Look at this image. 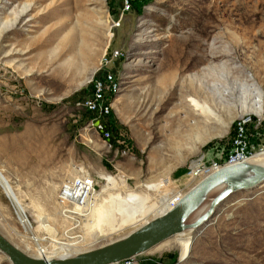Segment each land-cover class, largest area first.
Returning a JSON list of instances; mask_svg holds the SVG:
<instances>
[{
    "label": "rangeland",
    "instance_id": "rangeland-1",
    "mask_svg": "<svg viewBox=\"0 0 264 264\" xmlns=\"http://www.w3.org/2000/svg\"><path fill=\"white\" fill-rule=\"evenodd\" d=\"M105 52L122 81L110 143L86 133L75 107ZM0 76V173L26 220L0 185V234L28 256H74L159 217L155 208L102 235L91 213L114 211L116 195H144L148 205L166 193L183 196L197 183L189 166L220 155L238 119H250L248 131L261 134L256 153L264 151V0H138L124 14L120 0H0ZM257 94L261 116L241 114L240 103ZM190 99L213 115L195 112ZM81 172L97 181L95 205L70 225L57 194ZM218 193L205 196L185 225ZM190 237L187 258L175 236L132 264H264V184L233 195ZM0 264L11 263L0 254Z\"/></svg>",
    "mask_w": 264,
    "mask_h": 264
},
{
    "label": "water",
    "instance_id": "water-1",
    "mask_svg": "<svg viewBox=\"0 0 264 264\" xmlns=\"http://www.w3.org/2000/svg\"><path fill=\"white\" fill-rule=\"evenodd\" d=\"M263 184L264 166L244 162L222 167L193 185L166 213L106 245L74 256L35 258L23 253L0 234V254L11 264H120L152 250L192 226L204 227L216 210L233 195L252 191ZM216 189L219 193L211 200L208 212L192 225H185L205 196Z\"/></svg>",
    "mask_w": 264,
    "mask_h": 264
},
{
    "label": "built area",
    "instance_id": "built-area-1",
    "mask_svg": "<svg viewBox=\"0 0 264 264\" xmlns=\"http://www.w3.org/2000/svg\"><path fill=\"white\" fill-rule=\"evenodd\" d=\"M137 1L120 0L122 14L129 12ZM110 64L111 60L105 52L87 82V90L75 102V107L83 113L86 133L88 135L96 134L107 143L112 140L113 103L122 88L120 76L118 77L108 69ZM249 121L248 118L238 119L229 146L207 163L203 160H195L188 168L187 177L193 182H199L222 167L248 161L260 149L261 140L260 133L248 131ZM121 155H126V150L123 149ZM96 187V179L87 172H81L59 189L57 202L60 206L61 216L67 224H77L87 217L89 209L95 205ZM30 239L37 242L34 237H30ZM133 260L134 258L120 264H132Z\"/></svg>",
    "mask_w": 264,
    "mask_h": 264
},
{
    "label": "bare ground",
    "instance_id": "bare-ground-1",
    "mask_svg": "<svg viewBox=\"0 0 264 264\" xmlns=\"http://www.w3.org/2000/svg\"><path fill=\"white\" fill-rule=\"evenodd\" d=\"M27 12H28V7L22 8L18 12V14L16 15L15 22L21 21L22 18H24L26 16ZM73 66H74V64H73ZM73 66L69 65V66H67L68 67L67 69L69 70V69H71V67L73 68ZM189 101L191 102L190 106L193 107L195 112H199L201 115L206 116V118L213 115V113L211 112L210 108L207 105L201 104L200 102H198L195 99H190ZM239 108H240L241 114L253 113L257 116H261V114H262V110H261L262 109V97L257 94V95H255V97L250 102L249 101L246 102L244 100L240 103ZM246 163H253V164H258V165L264 166V151L254 154L248 161H246ZM104 180H106L107 183H109V184H113L112 183L113 179L110 176H104ZM0 185L2 186L5 194L14 202L15 210L20 215L19 217L22 219L20 220V218L19 217L18 218L24 224V222H26V220L22 217V215L24 214L25 211L21 205V202L17 198L16 194L14 193V190L8 184L7 180L1 175V173H0ZM145 188H146V190L151 191V192H157V190H158L157 185L145 186ZM216 190H218V189H216ZM169 194L170 193H168V194L166 193V194L161 195L158 198L157 203H152L150 205H148V202H149L148 198L149 197L144 196V195L129 194V195H126L124 198H120L118 195H116L115 197L111 198V200L115 204V206H114L115 209L111 213L110 212L101 213L99 211H96L95 209L93 210V212L91 214L96 215V220H95V223L93 226L98 228L100 234L106 235L109 233H114V232L123 230L126 226H128L134 222L140 221L152 209L155 210V208L156 209L162 208L159 211V214L163 215L168 210H170L174 205H176V203L183 197L182 194H180V193L177 194L176 196H169ZM178 197H180V198L178 199ZM157 205H159V206L157 207ZM209 205L203 207L200 210L197 219L202 217L204 214H206L208 212L209 207H210ZM115 213H117L119 215L118 219L114 218ZM115 217H117V215H115ZM196 229H199V228L192 226L190 229H187L184 232H182L181 234L177 235L179 237L178 246L182 250V256L181 257L187 258L189 248L191 245L190 234L193 233ZM60 245H62V244H60ZM63 245H65V244H63ZM62 257H64V256H62ZM37 258L50 259L51 257H46V256L41 255Z\"/></svg>",
    "mask_w": 264,
    "mask_h": 264
},
{
    "label": "crops",
    "instance_id": "crops-1",
    "mask_svg": "<svg viewBox=\"0 0 264 264\" xmlns=\"http://www.w3.org/2000/svg\"><path fill=\"white\" fill-rule=\"evenodd\" d=\"M33 170L31 171V172H29V178H30V185H33V184H36L35 182H34V178L36 177V175H37V172H38V170H37V168H36V166H35V163H34V165H33V168H32ZM43 175V174H42Z\"/></svg>",
    "mask_w": 264,
    "mask_h": 264
},
{
    "label": "trees",
    "instance_id": "trees-1",
    "mask_svg": "<svg viewBox=\"0 0 264 264\" xmlns=\"http://www.w3.org/2000/svg\"><path fill=\"white\" fill-rule=\"evenodd\" d=\"M136 4V3H135Z\"/></svg>",
    "mask_w": 264,
    "mask_h": 264
}]
</instances>
